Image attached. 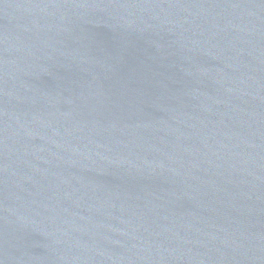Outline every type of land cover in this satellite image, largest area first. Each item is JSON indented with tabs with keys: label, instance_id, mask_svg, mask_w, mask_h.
I'll return each mask as SVG.
<instances>
[{
	"label": "water",
	"instance_id": "water-1",
	"mask_svg": "<svg viewBox=\"0 0 264 264\" xmlns=\"http://www.w3.org/2000/svg\"><path fill=\"white\" fill-rule=\"evenodd\" d=\"M0 264H264V0H0Z\"/></svg>",
	"mask_w": 264,
	"mask_h": 264
}]
</instances>
